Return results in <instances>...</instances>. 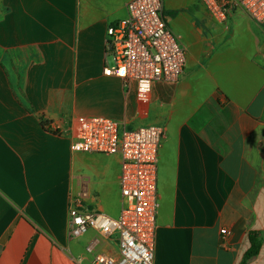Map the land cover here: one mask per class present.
I'll list each match as a JSON object with an SVG mask.
<instances>
[{
    "label": "crops",
    "instance_id": "1",
    "mask_svg": "<svg viewBox=\"0 0 264 264\" xmlns=\"http://www.w3.org/2000/svg\"><path fill=\"white\" fill-rule=\"evenodd\" d=\"M129 1L0 0V264L118 258L116 236L69 238L72 197L111 218L123 206L120 157L71 148L79 117L165 128L154 264H241L252 231L263 244L247 264H264V24L164 0L186 64L143 106L136 84L104 74L107 29Z\"/></svg>",
    "mask_w": 264,
    "mask_h": 264
},
{
    "label": "built area",
    "instance_id": "2",
    "mask_svg": "<svg viewBox=\"0 0 264 264\" xmlns=\"http://www.w3.org/2000/svg\"><path fill=\"white\" fill-rule=\"evenodd\" d=\"M213 19L224 22L229 11L243 9L256 23L264 24V0H200ZM125 19L111 25L106 34L104 74L136 84L137 99L148 106L156 83L178 82L186 50L164 15V0H130ZM110 61L112 64H110ZM165 128L144 126L126 129L103 117H79L71 148L74 152L117 155L121 159L120 190L123 206L118 218L91 210L87 192L69 204V238L80 239L90 231L101 237H117L118 258L95 253L94 264H154L158 211L157 166ZM222 235L227 230H221Z\"/></svg>",
    "mask_w": 264,
    "mask_h": 264
},
{
    "label": "trees",
    "instance_id": "3",
    "mask_svg": "<svg viewBox=\"0 0 264 264\" xmlns=\"http://www.w3.org/2000/svg\"><path fill=\"white\" fill-rule=\"evenodd\" d=\"M248 240L250 243V247L248 251L245 253L241 264H247L250 259L259 255L262 248L263 241L259 232L256 231L249 232Z\"/></svg>",
    "mask_w": 264,
    "mask_h": 264
},
{
    "label": "rangeland",
    "instance_id": "4",
    "mask_svg": "<svg viewBox=\"0 0 264 264\" xmlns=\"http://www.w3.org/2000/svg\"><path fill=\"white\" fill-rule=\"evenodd\" d=\"M169 20H170V23H171V22H174V18H172V17H170ZM110 64H112L111 61H110ZM110 244H111L112 246H115V243H113L112 241L110 242Z\"/></svg>",
    "mask_w": 264,
    "mask_h": 264
}]
</instances>
